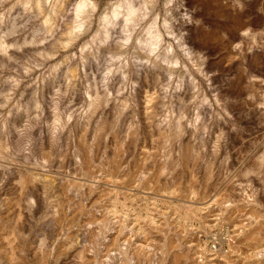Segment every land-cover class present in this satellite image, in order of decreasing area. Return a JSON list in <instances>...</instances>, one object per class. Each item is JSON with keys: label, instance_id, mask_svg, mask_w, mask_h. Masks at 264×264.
Returning <instances> with one entry per match:
<instances>
[{"label": "clouds", "instance_id": "obj_1", "mask_svg": "<svg viewBox=\"0 0 264 264\" xmlns=\"http://www.w3.org/2000/svg\"><path fill=\"white\" fill-rule=\"evenodd\" d=\"M202 25L0 0V264H264V26L221 58Z\"/></svg>", "mask_w": 264, "mask_h": 264}, {"label": "rangeland", "instance_id": "obj_2", "mask_svg": "<svg viewBox=\"0 0 264 264\" xmlns=\"http://www.w3.org/2000/svg\"><path fill=\"white\" fill-rule=\"evenodd\" d=\"M241 2L245 6L244 11L236 8L232 0H227V2L225 0H187L189 11L193 12L194 19L202 18L203 20V25L195 30L193 36L199 37L202 46L207 47L210 53L220 52L222 58L226 52L230 51L231 38L233 40L238 39V36H235L236 32L230 30L237 24L243 27L251 24L254 29L264 26V13L257 11L258 8L264 7L261 0H241ZM204 25L210 26L211 30L205 31ZM225 33H227V37H225ZM249 63L251 64V58H249ZM219 66L222 67V64ZM14 191L6 185L5 193H0V196L3 194L11 195ZM49 226L45 225V227ZM158 238L163 239L162 237ZM194 239L216 243L217 249H220L221 254L223 252V244L225 243L223 236L218 237L219 242L213 240L211 235L202 238L195 237ZM209 248H211V243ZM180 264L183 262L181 261ZM213 264H223V262L216 260Z\"/></svg>", "mask_w": 264, "mask_h": 264}, {"label": "bare ground", "instance_id": "obj_3", "mask_svg": "<svg viewBox=\"0 0 264 264\" xmlns=\"http://www.w3.org/2000/svg\"><path fill=\"white\" fill-rule=\"evenodd\" d=\"M232 2L234 3V0H232ZM242 28H244L242 25L237 24L236 26H234V28H232V29L230 28V29H231L230 31H235V32H236L235 36H238V31H239L240 29H242ZM235 29H236V30H235ZM231 40L234 41L232 38H231ZM232 41H230V43H231Z\"/></svg>", "mask_w": 264, "mask_h": 264}]
</instances>
